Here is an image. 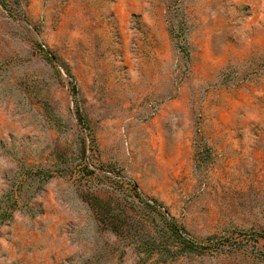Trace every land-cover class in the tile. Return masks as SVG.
<instances>
[{
  "label": "rangeland",
  "instance_id": "1",
  "mask_svg": "<svg viewBox=\"0 0 264 264\" xmlns=\"http://www.w3.org/2000/svg\"><path fill=\"white\" fill-rule=\"evenodd\" d=\"M0 264H264V0H0Z\"/></svg>",
  "mask_w": 264,
  "mask_h": 264
},
{
  "label": "trees",
  "instance_id": "2",
  "mask_svg": "<svg viewBox=\"0 0 264 264\" xmlns=\"http://www.w3.org/2000/svg\"><path fill=\"white\" fill-rule=\"evenodd\" d=\"M156 213L163 220V226H164L163 229L169 231V234H170L169 237H171L172 243L176 247V250H174V257H179L182 254L199 252L205 247H208L206 244L198 243L197 241H194L193 239L185 237L183 232L176 226L175 223L166 219L165 216H163L159 211H156ZM147 233H150V232L147 231ZM148 237L150 239H153V242L152 243L148 242V244H146L145 252L142 254L143 256L138 259V262L140 263H142L143 260L150 259L152 257H156L157 260H159L160 258L162 259L166 253L163 248V245L165 242L164 240H163L164 242H162L161 245H158L156 247L154 245L156 237L153 235L151 236L148 235ZM163 259H166V258H163ZM162 262H164V260Z\"/></svg>",
  "mask_w": 264,
  "mask_h": 264
}]
</instances>
